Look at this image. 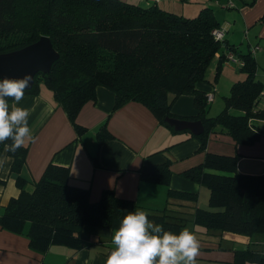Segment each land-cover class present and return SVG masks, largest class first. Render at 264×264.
Listing matches in <instances>:
<instances>
[{
	"label": "trees",
	"instance_id": "16d2710c",
	"mask_svg": "<svg viewBox=\"0 0 264 264\" xmlns=\"http://www.w3.org/2000/svg\"><path fill=\"white\" fill-rule=\"evenodd\" d=\"M35 10L37 15L24 28L23 35L14 43L7 42L5 36L20 29V13ZM214 17L209 8L198 17L187 19L157 6L141 8L119 0H0V54L20 50L43 36L49 37L60 59L51 73L39 75L33 90L24 95L38 94L40 85H45L76 127L80 109L95 100L98 86L115 92L118 107L141 102L165 118L174 117L169 94L175 98L189 94L195 97L206 128L203 136L196 137L202 149L216 126L238 145H252L264 137V130L248 124L253 116L264 118V109L257 114L252 110L263 90V84L256 80L257 65L252 55L241 57L245 62L241 70L247 78L236 82L227 98V107L245 111V116L225 111L212 121L203 118L207 97L196 90V84L207 82V69L217 55L222 64L228 52L236 53L228 42L215 40L213 31L220 25ZM95 48L109 50L116 56V72L92 71L84 66ZM78 71L85 74V81L74 86ZM140 81L145 83L146 90L138 86ZM11 143L10 139L0 143V157L4 144ZM28 150L25 143L16 152L7 151L13 159L12 171L23 188L1 217L0 226L13 234H23L28 225L31 247L41 254L52 246L80 250L83 246L80 233L84 227L117 230L131 211H144L164 231L178 234L188 227L187 212L169 208L147 211L132 201L118 198L113 191L104 192L98 202H92L88 189L69 183V169L53 164L29 192L22 177ZM163 168H145L143 172L151 170V173L144 176L169 184L171 174ZM238 170L236 156L208 153L204 164L184 177L210 190L209 209L198 208L197 194L184 192L171 191L168 204L177 196L175 199L180 202L191 203L188 206L195 209L192 222L203 233L229 232L247 237L246 249L234 252V264H264V248L260 251L257 246L264 245V175H243Z\"/></svg>",
	"mask_w": 264,
	"mask_h": 264
},
{
	"label": "crops",
	"instance_id": "0c3cea01",
	"mask_svg": "<svg viewBox=\"0 0 264 264\" xmlns=\"http://www.w3.org/2000/svg\"><path fill=\"white\" fill-rule=\"evenodd\" d=\"M119 1L141 8L157 6L187 19L198 17L205 8L211 9L215 22L220 25L216 29L225 30L224 41L236 50L235 55L241 58L250 54L255 59L256 80L264 87V0H230L234 4L232 8L227 7L229 0ZM218 76L219 81L215 83ZM206 78V83L196 84V90L207 97L204 120L212 121L215 119L212 118L214 114L225 111L245 116V111L227 107L232 87L247 78L241 68L225 62L221 64L220 55H217L207 69ZM42 88L49 91L50 97L42 93ZM52 94L41 84L38 94L24 95L19 105L14 100L9 102L10 109H29V126L37 138L35 143L26 141L29 150L22 177L26 181L24 188L29 192L34 190L35 184L53 164L69 169V183L88 189L92 202H98L104 192L113 191L120 199L132 201L147 211L157 212L171 207L168 204L171 191L197 194L198 200L201 197L206 199L207 187L184 175L202 166L208 153L236 156L238 171L243 175H264V137L252 145H238L227 132L216 126L207 137L206 148L202 149L199 139L188 131H176L165 122V117L146 104L129 102L118 107L115 92L103 86L97 87L95 100L87 102L80 109L76 127ZM209 95L214 96L210 102ZM169 100L173 101L171 114L174 118L203 122L194 96L185 94L175 98L169 94ZM257 101L258 98L252 109L254 114L260 111L257 107L264 104H258ZM248 124L249 127L253 125L264 130L263 117L253 116ZM12 167L13 159L4 150L0 157V219L23 188ZM153 167H165L163 171L171 174L170 183L146 179L144 175L151 173V170L143 172V169ZM175 198L172 203H177V208L171 209L173 211H184L185 207L191 205ZM28 229L27 225L23 234H13L0 226V264H106L115 248L112 235L116 230L86 226L80 233L83 242L80 250L52 246L47 253L41 254L31 247ZM219 236V243L200 246V252L203 253L200 255L223 251L228 256L218 257L217 260L223 264L234 262L235 250L247 243V237L226 232ZM237 243L239 245H234Z\"/></svg>",
	"mask_w": 264,
	"mask_h": 264
},
{
	"label": "clouds",
	"instance_id": "9594fccd",
	"mask_svg": "<svg viewBox=\"0 0 264 264\" xmlns=\"http://www.w3.org/2000/svg\"><path fill=\"white\" fill-rule=\"evenodd\" d=\"M30 84L31 77L27 75L0 78V143L12 141L4 144L5 151L16 152L27 140L35 143L37 139L29 126V109H10L9 105V98L19 105ZM112 243L115 248L106 264H197L200 255V241L193 231H164L144 211L129 212L113 233Z\"/></svg>",
	"mask_w": 264,
	"mask_h": 264
},
{
	"label": "water",
	"instance_id": "95a60500",
	"mask_svg": "<svg viewBox=\"0 0 264 264\" xmlns=\"http://www.w3.org/2000/svg\"><path fill=\"white\" fill-rule=\"evenodd\" d=\"M60 54L55 50L49 37H41L37 42L20 50L0 54V78L19 79L31 77V84L25 92L32 91L39 75H49L59 61ZM165 122L178 132L188 131L195 137L206 132L202 121L167 117Z\"/></svg>",
	"mask_w": 264,
	"mask_h": 264
},
{
	"label": "rangeland",
	"instance_id": "374dc122",
	"mask_svg": "<svg viewBox=\"0 0 264 264\" xmlns=\"http://www.w3.org/2000/svg\"><path fill=\"white\" fill-rule=\"evenodd\" d=\"M24 11H25V9H24ZM22 13L23 12L20 13V15H21L20 16V18H21L20 29L17 30L15 33L8 34L7 36H5L7 42L14 43L18 39V37L22 36L23 35L22 31L25 30L24 28H27V26H29L30 23L33 22L34 18L37 15L36 10L30 11L28 13L27 12L23 13V14ZM27 18H28V20H27ZM91 51H92V54L89 56V62L84 65L87 69L92 70V71L109 70L111 72H113V71L116 72V56L112 52H110L109 50L101 49V48H95V49H92ZM213 80H214V78H213ZM80 81H85V74H83V72H81V71H78L77 73H75V78L73 79V85L75 86ZM122 81L124 82V84L127 85V81H125V79H122ZM218 81H219V76H218V79L215 83H218ZM128 85H131V84H128ZM138 86H140L142 88V90H146L144 82H142V81L138 82ZM42 93L47 97H50V95H51V94H49V91L46 90V88H42ZM207 114H209V111ZM219 114H221V113L214 114V117H212V118L217 119ZM216 115H218V116H216ZM206 189H205V191L207 193L206 199L201 197L197 203V206L200 209L201 208L202 209H208L210 207L209 196H208V192H207L208 189L207 190ZM29 190H31V188ZM32 191L33 190H31V192ZM208 191H210V190H208ZM170 206L171 207L169 209L175 210L177 208V203H172V204H170ZM183 210L185 212H187V215H185V217L188 218V220H189L187 222V225H188L187 229L194 232V234L197 236V238L200 241V246H208L209 244H212V242H218L219 243L221 241V237L219 236L220 235L219 232L206 234V233L202 232V229L194 226V224L192 222L194 210L192 208L185 207ZM226 234H230V233L226 232ZM248 243H249V239H248L247 243H245V245L241 246V249L245 250L247 247L246 245H248ZM232 245L233 244H231V246ZM234 245H239V243L234 244ZM257 246H258V249H260V251H262L264 248V245H262L261 243H260V245H257ZM200 254H203V253L200 252ZM222 256L227 257L228 256L227 252H223V251H218L217 253L204 252V255H199L197 257V264H223V263H221V261L217 260L218 257H222ZM224 264H234V262L228 261Z\"/></svg>",
	"mask_w": 264,
	"mask_h": 264
},
{
	"label": "built area",
	"instance_id": "2783aa9c",
	"mask_svg": "<svg viewBox=\"0 0 264 264\" xmlns=\"http://www.w3.org/2000/svg\"><path fill=\"white\" fill-rule=\"evenodd\" d=\"M148 1H151V2H157L158 0H148ZM233 3L229 0L228 2V8H232L233 7ZM225 30L224 29H216L213 31V36L215 38L216 41H223L224 40V36H225ZM225 63L226 64H230V65H235V67L237 66V68H243L245 67V62L241 59V58H238L234 52H228L226 54V58H225ZM262 93H260L259 97H258V104H262L264 102V87H263V90L261 91ZM214 96L213 95H209L208 96V100L209 102L212 100ZM257 107V106H256ZM264 107V104L257 107L259 108V110H261V108ZM258 110V111H259ZM256 113V111H255Z\"/></svg>",
	"mask_w": 264,
	"mask_h": 264
}]
</instances>
